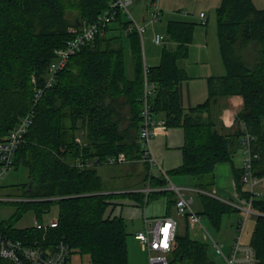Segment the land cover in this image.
<instances>
[{
  "label": "trees",
  "instance_id": "16d2710c",
  "mask_svg": "<svg viewBox=\"0 0 264 264\" xmlns=\"http://www.w3.org/2000/svg\"><path fill=\"white\" fill-rule=\"evenodd\" d=\"M113 1L0 0V141L20 116L32 107L35 110L26 141L14 155V168L25 166L29 178L15 185V196L30 200L11 201L17 210L10 220L0 221V231L46 248L64 240L71 248V257L88 255L90 264H130L125 218L106 215L113 196L119 194L105 192L97 166L120 152L130 158L140 156L139 129L147 83L154 85L148 96L154 114H165V127L184 130L182 162L166 171L167 175H192L198 188L211 190L217 164L232 161L241 147L240 122L245 121L247 131L255 137L253 150L259 154L253 173L264 176V8H258L254 0H221L216 8L219 46L227 73L209 77V95L203 103L184 108L180 99V81L188 77L182 61L189 55L196 23L170 20L161 62L148 66L143 36L136 27L128 29L134 21L120 10L94 40L71 56L54 85L34 102V79L38 86L46 84L56 50L77 35L72 28L81 29L95 21ZM124 35L132 75L127 71ZM233 94L242 95L244 104L236 116L237 128L227 133L212 109L220 96ZM123 105L128 107L124 128L118 113ZM81 130L85 132L83 142L77 140ZM96 157L99 162L92 166L77 165L78 159ZM146 165L145 180L151 187L169 185L164 173L150 176ZM233 173L241 196L250 198L249 186L242 182L244 168L234 167ZM160 192L173 193L169 207L176 206L177 195L172 190L123 194L145 199L146 203ZM199 195L203 212L217 229L225 213L239 210L211 195ZM55 204L59 206L56 225L16 226L29 210L44 225V214ZM252 207L260 214L252 215L256 221L250 243L256 250L255 264H264V198L253 195ZM182 220L184 231L176 235L169 264H218L212 244L194 239L187 215ZM0 264L16 263L0 256Z\"/></svg>",
  "mask_w": 264,
  "mask_h": 264
},
{
  "label": "built area",
  "instance_id": "2783aa9c",
  "mask_svg": "<svg viewBox=\"0 0 264 264\" xmlns=\"http://www.w3.org/2000/svg\"><path fill=\"white\" fill-rule=\"evenodd\" d=\"M154 11L152 12V21H156L160 15L159 0H152ZM134 0H114L110 7L101 13L97 19L91 23L86 24L81 29L72 28V32L77 35L68 40L66 45L56 50V58L52 61L48 69V79L44 86H38L35 82V91L33 100L37 103L42 98L45 90L54 85L57 80L58 72L63 70L68 64L72 55L76 54L81 46L88 41L95 39L101 27L106 26L112 22L118 11L127 13L134 22L129 26V30L136 27L143 36L146 29L145 25L134 20L133 14L130 11V5ZM200 17L202 24L206 25L208 18L204 12H201ZM156 43H163L164 35L156 33L154 36ZM154 85L147 83L144 95V107L142 111L143 119L139 129V139L141 144V152L139 157H128L125 152H120L115 155L108 156L101 164H119L130 162H143L149 166V175L153 174L152 168L159 165V162L154 155L151 138L154 136L156 126L155 114L151 110L148 102V96L153 92ZM35 116L34 107L19 117L17 124L9 131L8 135L0 141V185L9 170L14 168V155L17 149L23 142L26 141V134ZM240 127L243 130L241 147L243 150V165L244 173L242 182L249 186L252 193L250 198L239 196L235 193L231 199L222 198L215 190H206L198 188L199 193H205L215 198L221 199L243 212L244 218L239 220L236 227V235L232 242L229 252H225L223 245L220 244L208 229L202 223V217L198 211L193 208V197L185 196L183 194V187L175 185L169 181L166 187H151L150 181L143 191L148 195L153 190H164L165 188L172 190L177 195L176 201V216L166 215L155 218L144 216V227L135 232L134 236L139 241L142 248L148 254L149 264H169L170 260L168 254L173 249V244L176 235L179 232V216L187 215L191 226H199L203 229L205 240L210 242L215 251L224 257L227 264H255L257 262V255L254 246L250 242L243 241V233L246 227V221L254 214H260L252 207L253 195L260 196V192L256 190L258 185L264 183V176L258 177L253 173V166L259 154L253 150V142L255 137L247 131L245 121L240 122ZM99 162L98 157L94 159H78L79 166H92ZM100 164V165H101ZM163 173L169 180L168 175L162 169ZM30 200L23 197L6 198L0 197V201H24ZM45 227L47 224H42L36 219L35 227ZM38 241H36L37 243ZM0 256L2 258L11 260L16 264H24L30 262L31 264H67L71 259V248L64 240L59 241L54 248H46L41 244L29 245L23 240L13 239L12 237L3 234L0 231Z\"/></svg>",
  "mask_w": 264,
  "mask_h": 264
},
{
  "label": "rangeland",
  "instance_id": "374dc122",
  "mask_svg": "<svg viewBox=\"0 0 264 264\" xmlns=\"http://www.w3.org/2000/svg\"><path fill=\"white\" fill-rule=\"evenodd\" d=\"M161 2V0H159ZM261 5V8H264V0H255ZM159 2L160 15L158 20L152 21V12L154 11L153 1L152 0H134L130 5V11L133 14L134 20L139 22L142 25L146 26V29L143 34V45L144 40L148 39V35L151 33L154 27L161 30V22L165 18V13L168 11L163 8ZM170 5H172V10H169L168 14L180 13V15L189 17H194L196 14V9L200 11L202 8L204 13L209 18V25L213 23V27L217 26L216 18V8L209 5V0H169ZM221 2V1H220ZM220 4V3H219ZM256 4V3H255ZM188 12V13H187ZM184 13V14H183ZM199 13V12H198ZM146 16V20H142L143 16ZM202 23V22H201ZM199 27H204L205 25H198ZM211 29V28H210ZM126 34V33H124ZM125 42L127 43L126 37L124 35ZM126 45V44H125ZM160 47V46H159ZM145 53V45H144ZM129 54L130 49L127 43L125 50L126 61H127V71L129 75H132V69L129 63ZM131 60V59H130ZM188 78V77H187ZM128 107L123 105L118 107V113H120L121 126L125 127L128 124V119H126V113ZM168 139L166 136L157 135L151 138V145L156 156L159 165H155L152 168L153 174L163 175L162 169L166 172L172 168L180 165L182 162V151L175 144L176 141L180 143L184 142V130L180 127L170 128ZM83 133L84 131H79L77 135V140L83 142ZM240 155L243 158L242 147L238 149V152L235 154L234 159L237 160V156ZM242 163V161L240 162ZM129 163H119V164H101L97 166L99 174L102 175L103 180L107 188H112L114 192H118L116 196H113L112 203L108 206L106 215H122L126 221V228L129 233L128 235V253H129V262L130 264H149L148 254L142 248L138 240H136L134 234L135 232L144 226V208H145V199L139 200L130 195L123 194L130 191H138L141 188H145L148 185V180H145L147 169L143 168L144 165L137 163V171L131 170ZM164 176V175H163ZM166 176V175H165ZM169 181L178 185H193L196 182V179L192 175L188 174H170ZM29 181L28 170L25 166H20L18 168H12L8 171L2 183L0 185V195L1 197L14 198L15 194L18 192L15 185L20 183H26ZM170 183V182H169ZM166 187V186H163ZM220 193V192H219ZM8 194V195H6ZM221 194V193H220ZM222 198L224 197L221 194ZM174 197V194L169 193H154L149 200V203L146 205V211L148 215H153L155 211L158 212L164 211V206L161 202H170ZM234 197V196H233ZM193 208L196 211H200L202 214V223L208 229L209 233L215 238L221 245L223 249L225 248L226 243L233 241L236 235V227L239 220L244 218L243 212L240 210H235L232 212L225 213L222 217L220 228H215L205 212H203V199L199 194L194 195ZM226 199V198H225ZM17 206L11 201H0V221L10 220L15 214ZM160 210V211H158ZM59 206L53 205L50 212L44 214V222L49 224L53 218H58ZM37 215L34 211H27L23 217L16 223L17 227L25 228L32 227L36 225ZM255 217L251 216L246 221V227L243 233V241L250 242L252 231L255 225ZM180 233L184 231L183 222L180 224L179 230ZM213 258L218 262V264H227L223 259L222 255L218 254L214 248H212ZM169 260L172 258V253L168 255ZM71 264H90L89 256H81L79 254H73L70 262Z\"/></svg>",
  "mask_w": 264,
  "mask_h": 264
},
{
  "label": "crops",
  "instance_id": "0c3cea01",
  "mask_svg": "<svg viewBox=\"0 0 264 264\" xmlns=\"http://www.w3.org/2000/svg\"><path fill=\"white\" fill-rule=\"evenodd\" d=\"M169 0H161L160 4L165 8L166 11L169 12V10H172V5H170ZM221 0H209V5L211 7H217L221 3ZM256 3L255 5L258 8H261L259 3L254 0ZM165 13V18L161 22V30H158V28L154 27L153 30H151V33L148 35V39L144 40V45H145V62L146 65L148 66H154L158 65L161 62V57H162V49L163 45L165 43V40L163 43H156L154 40V36L156 33H161L165 37V31L167 27V23L170 20H186V21H192L196 23L195 26V31H194V39L193 42L190 44V49H189V55L186 59L182 61V65L185 67L186 72L188 74V78H184L180 81V99H181V104L184 108H190L192 106H196L200 103H203L207 100L208 95H209V77L211 76H223L227 73V68L226 65L223 61L221 51H220V46H219V33H218V24L214 28L213 23L209 25V18L208 22L204 27H199L198 25H202L201 17L200 14L201 12H204L203 8L198 11L196 9V14L194 17H189L180 15V13H175L173 14H168ZM199 12V13H198ZM188 13V12H187ZM207 16V15H206ZM142 20H146V16L144 15ZM139 23V22H138ZM211 28V29H210ZM144 39V37H143ZM167 42V40H166ZM171 45H174L173 42L168 41ZM168 43V44H169ZM160 46V47H159ZM127 44L125 45V50H126ZM130 54H129V63H130ZM131 67V65H130ZM132 69V68H131ZM244 104V99L242 95L240 94H233L229 96H220L214 107H213V115L217 120H219V123L224 126V130L227 133L233 132L237 127H236V116L237 114L241 111L243 108ZM128 111L126 113V119H128ZM164 113H156L155 114V119H156V126L154 130V136L157 135H162L166 136V139H168V136L170 133V128H167L163 125L164 122ZM122 127V126H121ZM124 128V126L122 127ZM85 132L83 133V135ZM138 137V133H136ZM175 143L178 148L181 147L183 143H180V141H176ZM242 161V163H240ZM137 163L144 165L143 168L145 169L147 165L143 162H130L128 167H130L131 170H136L137 171ZM243 165V158L242 156L238 155L237 160L233 158L232 161L230 162H221L218 163L216 168H215V173H214V179L215 183L212 186L211 190H215L219 196H222L221 194L224 195L223 198L226 199H231L237 193L239 196L241 194L239 193L237 187H236V182H235V177L233 173V168L234 167H242ZM147 169V168H146ZM147 173V172H146ZM101 175V174H100ZM102 176V175H101ZM196 182V181H195ZM173 183V182H172ZM178 185V184H175ZM183 187V194L185 196H192L193 200L195 194H200L198 190V187L196 186V183L193 185H178ZM144 188H141L138 191H143ZM115 190V189H114ZM112 188H107L105 192H112V193H118L114 192ZM164 190H169L165 188ZM256 190L260 192V196L264 198V183L258 185L256 187ZM133 192V191H130ZM221 194H220V193ZM126 193V192H125ZM8 195V194H6ZM1 197V195H0ZM133 197V196H132ZM148 197V196H147ZM174 199V197H173ZM147 200V198H146ZM150 200V199H149ZM149 200L145 203V208H144V215H143V220L144 216H148L150 218H155V217H160V216H166V215H175L176 216V206L173 208H170V202H161L164 206V211L158 212L156 214L155 211L153 215H148L146 208L147 204L149 203ZM160 211V210H158ZM179 219V227L180 224H182V216L178 217ZM44 220V218H43ZM58 218H53L49 224L43 222L44 224L47 225H56L57 224ZM144 227V226H143ZM142 227V228H143ZM140 228V229H142ZM138 229V230H140ZM137 230V231H138ZM190 233L194 239H198L201 241H205V235L203 232V229L199 226H191L190 225ZM234 240V239H233ZM231 241L230 243H226L225 248H227V251L229 252L230 247L232 245ZM224 247V246H223ZM224 259V257H223ZM225 260V259H224ZM71 264V263H67Z\"/></svg>",
  "mask_w": 264,
  "mask_h": 264
},
{
  "label": "water",
  "instance_id": "95a60500",
  "mask_svg": "<svg viewBox=\"0 0 264 264\" xmlns=\"http://www.w3.org/2000/svg\"><path fill=\"white\" fill-rule=\"evenodd\" d=\"M30 186H31V184H30Z\"/></svg>",
  "mask_w": 264,
  "mask_h": 264
}]
</instances>
